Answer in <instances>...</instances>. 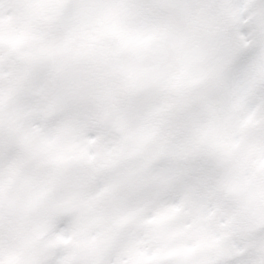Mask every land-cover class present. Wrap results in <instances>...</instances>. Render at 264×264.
<instances>
[{
	"label": "snow or ice",
	"instance_id": "1",
	"mask_svg": "<svg viewBox=\"0 0 264 264\" xmlns=\"http://www.w3.org/2000/svg\"><path fill=\"white\" fill-rule=\"evenodd\" d=\"M0 264H264V0H0Z\"/></svg>",
	"mask_w": 264,
	"mask_h": 264
}]
</instances>
